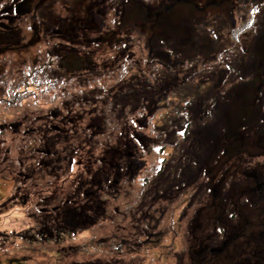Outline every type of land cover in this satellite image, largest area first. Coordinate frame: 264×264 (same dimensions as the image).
Wrapping results in <instances>:
<instances>
[{
  "label": "rangeland",
  "instance_id": "1",
  "mask_svg": "<svg viewBox=\"0 0 264 264\" xmlns=\"http://www.w3.org/2000/svg\"><path fill=\"white\" fill-rule=\"evenodd\" d=\"M191 1L193 0H173L171 2H174V4H171L169 3L170 1L167 0H153V2L149 3L154 6L156 14L158 13L159 15H153V20L150 25L147 24L144 15L145 18L141 17L144 18L143 24L145 25H134L135 19H133L132 22L124 26V29L128 30L126 33H131V37H129V40H131L129 43L130 49L127 51L134 52L137 56L136 58L141 56L142 60L146 62V69L150 76L154 79L158 78L155 82L153 79L149 82V87H151L150 92L158 95L157 106L150 107V110L147 111L150 117L145 118V121L143 118L141 124L138 123L140 125L137 127L138 131L143 137L140 138V133H138L135 138L137 139L135 143L133 139L134 133H130L127 130V127L131 125L130 122L133 123V120L122 124L128 109L123 110L117 107L116 104L114 105L115 108L105 104L103 105L104 108H100V106L97 105L94 107L96 116L86 118L84 108L86 98L76 95V86L82 87L85 84L88 88L91 87V89H87L89 94H91L96 90L95 87L91 86L96 80L98 87H101L102 83L109 86L116 72L121 73L125 71L123 68L127 67L128 62L115 57L117 51L121 48V40H117L118 42L116 44L106 43L100 45V47L104 46L103 49L105 51L110 52L108 54L109 56H112H102V60H97L96 64L103 62L98 68H113L112 71L106 74L103 73L100 78L97 76L89 78L88 75L85 74H95L92 72L93 64L91 61L86 62L80 59H72V62L68 63L69 59L65 57V49L59 48L56 51L54 47L55 42L58 43L61 39L53 36L48 30L43 34L41 30L38 32L34 31V29H30L34 24L33 20L39 22L42 20L41 17L35 19L27 14L18 17L15 27L16 37H21V39H23L22 43L28 42L33 39V37L37 36H39L40 40H38L39 42L37 43H33L31 46L22 44V48L14 47V43L11 48H6L3 46L2 42H0V90L2 92L0 96V132L3 134V137H7V139H4V142L0 143L3 147L1 150L3 151L2 154L3 156L5 155L12 164H15V166L20 159L23 160L24 166L28 164L36 166L41 163L43 155H47L46 151L49 150L50 145L56 144L52 139L41 136L39 130L41 126H43L39 124H44L48 118H52L50 119L51 124H57V122L63 121L67 124L66 130L71 132V135L68 137L60 135L59 142L65 141L66 143L64 145H69L71 143L73 145L82 143V145L80 149L75 147L73 153L71 151L72 157L70 161L72 165H70V169H67L65 172L68 176L66 180H64L63 175H61V177H54L57 173L62 172L58 162L53 166V169H51V171L53 170V176L44 173L35 176L37 178L42 177V179L39 178L40 182L37 188H30L29 190H27L23 184L24 180L15 178L11 173L7 174L8 172L5 173L0 170V248L3 244H6L11 250L9 253L10 257L8 255L7 258L2 257L0 264H11L12 262L15 264H72L66 259V256L73 259V263L80 264H83L84 261L88 259L99 260L101 264H191V256L193 252L196 251L194 247V233L192 234L194 231H192L193 228L191 224L198 215L197 209L199 205H204L205 203L204 193L206 189H202L201 186L205 187L204 183L206 181L213 182V180L219 179L218 173L214 179L211 178L213 173L207 176L205 175V177L201 176L202 170H199L198 167L202 165L205 168L206 164L211 161V158H208L206 164H204L203 162L205 160L203 161V157L217 150V147H212L215 140L217 146L224 143L218 139L219 135L217 134L221 132L219 127L223 124L219 125V123H223L222 119L215 118V116L213 119L209 117V106L207 103H212L210 107L212 112L228 109L225 112L227 119L229 115L232 114L233 109L237 115L246 113L242 111L241 103H244L243 100L245 98L248 99L251 97L249 89L245 96L242 95V88L240 87L248 79L244 72H239V75L242 77L239 79L243 81L239 83L238 92L230 91L231 88L227 87L225 90L228 94L225 97L226 99H218L215 106L214 100H211L209 96L213 93L216 96L218 94L222 97L223 93L219 91L222 82H217L216 80L221 78L220 81H223L222 79L227 77L224 74L216 76L217 71L221 72V69L215 67L216 70L213 72V75L200 76L199 80L191 82L190 95L188 96H192L191 94L193 92L194 95H196L199 90H202L199 92L196 99L188 103L182 102L183 93L180 92L177 82L178 79H176V76L180 72V68L177 66L176 59H174L171 64L169 61L167 63V60L164 59V55L161 54V52L164 51L161 46H172L182 41L188 47L185 48L183 46L185 49L193 51V53L188 54L185 59L199 58L201 55H207L202 45V38L200 37L201 31H196L193 37H187V32V34L182 36L183 30L177 29L176 27V21L181 20V17L185 19L183 22L186 23L187 19L190 17L187 11L191 12L190 9L198 7V4H193ZM256 1L255 4L259 3L258 0ZM8 2L9 0H0V14L6 12L7 9L3 7ZM91 2L92 0H61L63 5H67L65 13L78 3L87 5ZM209 5V13L203 15L200 20L209 23V26H211L213 30L212 40L220 43L223 42V45H225V41L227 40L234 41L235 44L233 45L235 46L238 60L234 61L231 68L237 70L238 68L240 70H248L250 68V71L253 72V66L251 65L249 67V61L243 57L244 53H248L244 45L247 33H242L245 35L243 39H241L242 34L239 38L230 35L228 25H222L225 11L222 7V3L217 0H210ZM262 6L264 7V4H260V7ZM165 9L173 12L171 14L165 13V15L162 12ZM71 14L72 13L69 14L70 18L67 15H63L60 21L59 12L57 10L51 11V14H49L45 20L47 27L49 29L61 28L66 24L72 23ZM236 14L239 16L238 24L242 26L244 19L241 18V14L238 11H236ZM118 15V10L109 11V13L106 14L108 24H112L111 17L116 19ZM142 18L139 22L142 21ZM162 18L166 20L160 24L159 20ZM86 25L88 30L84 31L82 34V41L86 42V46H88V43H90L92 39L99 38V35H106V32L103 30V24L99 22V20H95ZM188 26H190V24H188ZM82 29V26L77 24L71 29V32L74 33ZM187 31L191 32L189 29ZM206 37H209V35L207 34ZM183 38H185V40H183ZM241 40L243 44L236 45L241 42ZM39 43L41 45H39ZM37 47H42L45 51L34 52ZM20 49L23 51H19ZM91 49L94 51L93 48ZM173 54L176 55V52ZM135 55H133L132 58L135 57ZM179 59L182 60V57L180 56ZM218 63H220V61L213 58L211 61L208 59H200L198 62H193V65H197L191 67V70L194 71V75L195 73L200 74V69L203 67L209 73L211 72V70H209L211 64L217 66ZM34 65H37L35 70H33ZM132 66L131 62V67ZM77 68H80V71L78 73L73 72ZM44 70L45 74L41 72ZM22 73L23 76L27 73V78L30 79V82L24 89L21 82L26 76H24L22 80L17 81ZM135 75L136 78H139L138 73H135ZM163 76L170 78L166 82V80L161 79ZM53 77H58L60 80ZM205 77H208L209 80L213 79L214 83H208L205 81ZM249 77L251 78V76ZM130 78L132 79V76ZM184 80H187L186 77H184ZM118 81V77H115V85H117ZM173 82H176V85ZM131 84L130 87L136 86L134 83ZM63 87L66 90H64ZM136 87L138 90L139 87ZM61 92H65V95ZM118 92L121 96L119 102L124 101V99H128L126 102L131 100L129 104L136 110L139 104L138 101H140L138 97L142 96V91L138 90L126 93L125 88H122ZM234 94V99H231ZM89 97L90 99L87 105L96 104L99 98L97 92H95L94 95L91 94ZM80 99L85 102L79 104L78 101ZM263 101L264 96L261 98L260 102ZM219 104L221 107H219ZM80 105L82 108L78 109ZM232 105H234V107H232ZM260 106L256 108H260ZM83 110L84 117L77 120L75 114ZM204 110L207 112L205 115L202 114ZM259 112L256 119L249 123L252 124L253 129L260 125L258 121L261 112ZM131 117L134 118L133 116ZM73 119H75V122L71 124L70 121H73ZM26 122H35L39 126L36 130L31 129L27 141L25 143H18V148H15L10 142L15 144L16 141L20 142L21 139L15 140L12 134L14 135L16 127L17 130H19V127ZM88 123H91L90 127L94 132L100 134L97 136H95L96 134L93 136L87 134L88 132L91 133L86 129ZM4 124L10 127L12 126L13 129L10 128L11 131H9L8 127H3ZM260 126L262 127H259L258 130L261 131L263 125ZM107 129L108 132H106ZM111 130L113 131L111 132ZM249 132H252V128L249 129ZM81 133L87 139L82 138L77 141V137L80 138ZM88 140L92 141V144H98L99 149L103 147L101 143L105 141L114 143L117 148H122L126 154L132 155L133 158L137 160L134 172L124 173L123 171L122 174L118 172L117 175L121 174L119 182H112L110 184L109 182L111 179L108 180L106 177L108 173H106L105 165H102L99 161L94 163L95 159L90 160L91 152L89 151L88 143L90 142ZM38 147H41L42 151L32 152ZM251 149L254 152L264 153V150H261L262 148L255 150L256 146L254 145H251ZM108 151H110V156L114 154L112 148H109ZM83 157H85V160L84 163L81 164ZM65 158L66 157L62 156V162L65 161ZM253 158L254 156H252V159ZM87 159H89L90 162L87 161ZM263 159L264 156H260L256 161L259 164ZM197 161L199 162L197 168L193 170ZM87 163L89 164L87 165ZM251 163L252 164L244 169L245 173H249L256 168L253 160ZM218 166L219 164L215 165L214 169ZM184 167L192 170L195 174L194 179L191 180V188L194 194L184 196L185 198L182 197L181 200L177 197L178 195H175L177 200H173V195L169 193L173 182H170V179L167 178L166 170H173V173L170 174L173 178L176 176L175 174L182 176L180 171L183 172ZM120 171H122V169ZM232 175L230 179L235 180L234 176H236V174L234 173ZM242 176L243 174H240L239 177L242 179ZM155 181L158 182V184L155 183ZM231 184L236 185L237 183L231 182ZM167 186L169 190L167 189L166 191L163 188ZM62 189L71 192L69 201H71L73 196L75 198L70 202L72 206L67 208L66 211H63L64 216L60 221H52L50 217L54 214L55 209L53 208L59 206L60 203L59 201L57 202V198H55L54 195H62L58 194ZM189 189L190 188L185 189L183 185L181 192ZM38 194L42 197H40V201L35 197ZM250 194L253 196L251 191L247 193L246 196H250ZM17 195H21V201H18V203L9 200L10 196L14 197ZM23 195L26 196L24 201H22L23 199L21 198ZM84 195H91L96 199L93 201L95 212H97L96 220L88 218L86 214L82 215L84 211L82 212L81 210L77 213H73L74 209H76V205L79 208L83 207V205L89 207L88 203L84 204V202H82ZM41 199L44 201H41ZM25 201H29V204L26 206ZM130 203L133 205H129ZM33 204H36L34 208H32ZM126 205L132 206L136 214L140 216L139 223L134 227H141V231L137 236L131 233L129 236L125 237L126 239L123 242L124 247H127L125 251L123 248L118 250L119 247L117 245H119L121 241L117 243L114 239L115 235L119 234V227H121V225H115V223L121 222L120 219H122V217L116 214L114 209L111 208L115 217L111 222L106 218L105 213L107 208H117L118 206H123L122 212H128L131 208H128ZM40 207L44 208L40 209ZM46 209H48V211H46L47 213L41 214V211ZM46 214H48L49 221L47 222L46 218L43 219L44 221H40V215L44 216ZM71 214L72 217H69ZM143 216H145L146 219ZM128 229L127 231L129 232ZM6 239L9 240L4 242ZM165 239H170L168 245L172 247L177 244V246L172 249L173 255L166 247ZM172 239L174 240L171 241ZM109 242H111V244L108 245ZM113 243L116 245V250L111 248ZM218 244H221V241H219ZM2 249H6L5 245L2 246ZM245 249L244 244L231 248L226 247L224 249L225 252L222 251L223 256H227L223 264H228V256L231 252L237 253L241 250L242 253ZM156 256L163 259V261L158 262L155 258ZM185 256L186 258H184ZM12 258H17V262L12 260ZM221 262L223 261H218V263Z\"/></svg>",
  "mask_w": 264,
  "mask_h": 264
},
{
  "label": "trees",
  "instance_id": "2",
  "mask_svg": "<svg viewBox=\"0 0 264 264\" xmlns=\"http://www.w3.org/2000/svg\"><path fill=\"white\" fill-rule=\"evenodd\" d=\"M209 1L210 0H193V1H191L193 4H198V7L190 9L191 12L187 11L188 15L190 17L187 19L186 23L183 22V20H185V19H182V17H181L182 21L181 20L176 21L177 22V26H176L177 29L183 30L182 36H184L185 34L188 33L187 37H193V34L196 31H201L200 37L202 38V45H203V48H205V52L207 53V55H201V56H199V58L185 59L188 56V54H192L193 51L185 49L188 47L182 41H180L181 43H177V44L175 43L172 46H169V45L168 46L167 45L161 46V47H163V50H164L163 52H161V54L164 55V59L167 60V63L169 61L171 64L174 61V59L177 60V66L180 68V72L176 76V79H178L177 82H178L179 90L181 93H183L182 102L188 103V102L194 101L196 99L199 92H201L202 90L201 91L199 90L196 93V95H194V92H193L195 90L194 89L192 91L193 93L191 94L192 96H188V95H190L189 93H190V88H191V82L199 80L200 76L213 75V72L216 70L215 67H219V69H221V72L217 71L216 76H218V75L221 76L222 74L227 76L225 79H222L223 81H220L221 78H218L216 80L217 82H222L221 87L219 88V91L223 93L222 97H220L218 94L216 96L213 93L211 96H209L211 98V100H214L215 106L217 104L218 99H220V98H222V100L226 99L225 97L228 94H227V91H225V90L227 87L231 88L230 91L231 90L233 92L237 91V89L239 88V83L241 81H243V80L239 79V78H242L239 75V72H244L247 75V79H248L240 87V88H242V95L245 96V94L250 90L251 97L248 99L245 98L243 100L244 103H241L242 104L241 109L243 112H246V113H242L240 115H237L233 109L232 114L229 115V117L227 119H226V113L225 112L228 109L224 110V111H218L217 110L215 112H212V110L210 108L212 106V103H207L209 106V112H208L209 117L211 119H213V117L215 116V118L222 119L223 123H221V122L219 123V125L223 124L221 127H219V130H221V132L220 133L218 132L217 134L219 135L218 139L224 143L221 145L219 144L217 146V142L215 140L214 145L212 147H214V148L217 147V150L215 152L210 153L208 156L203 157L204 158L203 161L205 160L203 162L204 164H206L208 158H211L212 162L211 161L208 162L206 164L205 168L202 165H199V167H198L199 170H202L201 176H203V177H205V175L207 176V175L213 173L211 175V178L214 179V178H216L217 173L219 175V179L213 180V182L212 181L211 182L206 181L204 183L205 187L201 186L202 189H204V190L206 189V192L204 193V198H205L204 202L205 203H204V205H199V206H206L207 204H209V205L213 204V202H211V201L209 202L206 200V198L207 199L213 198V193H209L212 188L213 189L221 188L223 190L221 200L222 201L224 200L227 202L250 201L249 199L264 198V196L261 197L259 193L253 194V196H252V194H250V196H246V194H247L246 192L251 190V189H249V187H252L253 184H252L251 178L246 177L247 172L246 173L244 172V169L247 168L248 165L252 164L251 163L252 160L258 165L259 169H260V167L264 168V159L259 164L256 161V159H258L260 156H264V155H261L264 153L254 152L251 149V145H254V146H256L255 150H258L259 148H262L261 150H264V101L260 102L261 98L264 96V7L263 6L260 7V4L263 5L264 0H258L259 3H256V4H255V2H257L256 0H217L218 2L222 3L223 9H225L224 15H223V20H222V25L223 26H225L224 24L228 25V29L230 30V35L236 36L237 38H239L243 32L247 33V38L244 41V45L246 46L245 48H246V51L248 53L247 54L244 53L243 57L249 61V67L251 65L253 66V72L250 71L249 67H248L249 68L248 70H246V69L240 70L239 68L237 70V69L231 68L234 61L238 60V58L236 57L235 46L233 45V44H235L234 41H228L227 40V41H225L226 42L225 45H223V42L220 43L218 41L212 40L213 39V37H212V35H213L212 31L213 30H212L211 26H209V23L204 22L203 20H200V18L203 15L209 13V9H210ZM228 6H230V7H228ZM3 8H5V7H3ZM93 9H94V13L92 14L93 17H95L96 19L103 17V14L101 12L97 11L98 8L95 7ZM211 11H212V9H211ZM236 11H238L241 14V18L244 19V23L242 26H239L240 24H238V22H239L238 17L239 16H237ZM128 12H130V11H128ZM136 14H138V13H135V15ZM143 14L146 17L147 24L150 25L152 20H153L150 13L146 14V10L144 9ZM144 15H142V17H144ZM139 17L142 18L141 15L137 16V18H139ZM144 18H142V21H141L142 23L141 22H138V23L134 22V25H142V26L145 25V24H143ZM130 22L131 21H129V23ZM188 24H190V26H188ZM81 25H82L83 29L77 30V32L73 33L76 35L78 34L77 37H73L74 41H68V39H67L66 42L65 41H60L58 43L55 42L54 47L56 48V51L59 48L65 49V51H64L66 54L65 57H66V59L67 58L69 59L68 63H71L72 59H80L81 61H86V62L91 61L93 64L92 72H94L95 74L90 73V74H85V75H88L89 78L92 76H97L98 78H100L103 75V73L106 74V73L112 71V69H113V68L112 69H105L104 67H101V69L98 68V66H101L103 64V62H101L100 64H96V61L100 60L102 56H105V55L109 56L108 54L110 52L105 51L103 49L104 46L100 47L101 44H106L107 42H105L103 38L102 39L100 38L99 40H96V41L97 42L101 41V42L96 43L92 40L90 43H88V46L85 45L86 42H84V41H83L84 44L83 43H75L78 38L82 37V34L84 33V31L88 30L87 26H85L84 23H82ZM110 27H112V26H110ZM110 27L107 26V27H105L104 30L109 31ZM123 29H124V27H123ZM188 29L191 32H188L187 31ZM126 31H128V30H126ZM112 32L114 33L113 36L120 34L119 31H117V33L114 31H112ZM121 33H124L122 31V29H121ZM207 34L209 35V37H206ZM99 36H101V35H99ZM244 36L245 35L242 34L241 39H243ZM129 37H131V33L127 32L126 37L120 43L121 48L117 51V54L115 56V57H118L122 61L128 62L127 67L123 68L125 71H123L121 73L116 72L113 79H112V83L109 86H106L104 83H102L101 87H98L97 86V80L93 84H91L92 87L96 88L95 92H97V96L99 97L97 100V103L93 104V105H89V104L87 105V103L90 99L89 96H91V94L94 95L95 92L92 90L93 93L89 94L87 89H91V87L88 88L85 84L82 87L76 86V89H77L76 95L78 97L83 96L86 98V102L84 100H81V99L78 101L79 104L85 102L84 108H85V117L86 118L87 117L92 118V116H96L94 113V110H95L94 107H96L97 105H99L100 108H104L103 107L104 104L107 106H111V107H114V105L116 104L117 107L122 108L123 110L128 109L127 115L125 116V120L122 121V124H125L126 122H130V120H133V123L130 122L131 125H129L127 127V130L130 133L131 132L134 133L135 137L133 136V139L135 140L134 141V143H135L137 141V139H135V138L137 137V134L140 133L137 130L138 125L141 124V121L143 120V118L145 121L146 120L145 118L150 117V116H148V113H147V111L150 110V107L157 106V102H158L157 96L158 95L150 92L151 87H149V82L151 81V79H153V81L155 82L156 79H158V78L154 79V78H152V76H150L149 72H147V69H146V62H144L142 60L141 56L136 58L137 56L135 55L134 52L132 53L131 51H127L128 49H130L129 43L131 40H129ZM183 40H185V38H183ZM185 42L188 43L187 41H185ZM242 44H243V41L241 40V42L237 43L236 45H242ZM39 45H41V44L39 43ZM122 45H124V46H122ZM91 48H93L94 51H92ZM107 48H109V47H107ZM101 49H103V50H101ZM19 51H23V50L20 49ZM36 51L44 52L42 47H37L34 52H36ZM111 51L113 52L112 49H111ZM175 52H176V55L173 54ZM96 53H97V55H96ZM133 55H135V57L132 58ZM111 56H109V57H111ZM180 56L182 57V60L179 59ZM209 57H211V58H209ZM212 58L220 61V63H218L217 66L211 64V67L209 69V70H211V72H209V73L207 70H205L202 67V69H200L201 73L200 74L195 73V75H196L195 76L194 71L191 70V67L196 66L197 64L193 65V62H198V61H200V59H208L211 61ZM27 61H30V60H27ZM131 62L133 65L132 67H131ZM36 66L37 65H34V67H36ZM121 67H122V63H121ZM79 69L80 68H77L73 72L78 73L80 71ZM130 70H132V71H130ZM42 73L45 74V70ZM135 73L139 74V78H136ZM118 74H119V76H118ZM132 74H134V75H132ZM24 76H26V77H24ZM24 76L22 73V74H20V77L17 79V81H20L24 77V79L21 82L23 89L26 88L27 87L26 85L30 82V79L27 78V76H28L27 73ZM131 76H132V79L130 78ZM249 76H251V78ZM115 77H118V79H119V81L117 83L118 86L115 85V83H114ZM184 77H186L187 80H184ZM53 78L60 80L58 77H53ZM169 78L170 77H167V78L164 76L161 77V79L166 80V82ZM205 78H206L205 81H207L208 83H214L213 79L209 80L208 77H205ZM131 83H134L136 86L139 87L138 90L142 91V96L138 97L140 101H138L139 104L137 105L136 110L134 109V107L131 104H129V103H131V100H129V102H126V100H128V99H124V101L119 102V98L121 99V96L119 95L118 91L120 89L125 88L126 93L138 91L136 86L130 87L132 85ZM173 83L176 85V82H173ZM95 88H93V89H95ZM63 89L66 90L64 87H63ZM1 93L2 92L0 90V96H1ZM61 93L65 95V92H61ZM84 95H86V96H84ZM234 96H235V94L232 95L231 99H234ZM205 97H207V96H205ZM257 106H260V108H256ZM219 107H221L220 104H219ZM232 107H234V105H232ZM79 108H82L81 105L78 107V109ZM71 111H73V110H71ZM99 111H98V113H99ZM259 111L261 112V116H260L258 122L260 123V125H263V128L261 131L258 130V128L262 127V126L258 125L255 129H253L252 124H249L251 121L256 119ZM83 112H84V110L81 112H77L75 114V118H77V120H80L81 118H83L84 117ZM79 113H80V115H79ZM142 114H144V115H142ZM202 114L203 115L207 114L206 110H204ZM131 116H133L134 118H132ZM70 122L72 124V122H75V119H73V121H70ZM90 124L91 123H88V127L86 129L89 130L91 133L88 132L87 134H89L91 136H93L95 134H96L95 136L99 135L100 133L94 132L92 130V128L90 127ZM39 125H43L39 129L41 132V136L47 137L48 139L49 138L52 139L53 142L56 144L50 145L49 150L46 151L47 155H43V160L38 165L35 166V165L28 164V165L24 166L23 160L20 159V161L15 166V164H12L11 161L8 160V158H6L5 155L3 156V154H2L3 151H1L3 149V147H2V145H0V170H2L5 173L8 172L7 174L11 173V175L15 178L24 180L23 184L25 185L27 190H29L30 188H37V186L39 185V182H40L39 178L42 179V177L37 178L35 176H39L41 173H44V174L49 175V176H53V172H52L53 170L51 171V169H53V166L57 162L59 163L60 170H62V172L57 173L54 177H61V175H63L64 180L68 179V176L66 175L65 172L67 169H70V165H72L71 161H70V159L72 157V153L75 150V147L80 149L81 145H82V143L79 145H73L72 143L69 145H64L66 143L65 141L59 142V140H60L59 136L60 135L63 137H68L71 135V132L66 130L67 124H65L63 121H59V122H57V124H51L50 121H45L44 124H39ZM39 125L36 124L35 122H26L19 127V130H17V127H16V131H15L14 135L12 134V136L15 138V140L20 138L21 141L20 142L16 141L15 144H12L13 142L9 141L10 144L13 145L15 148H18L17 144L18 143H25L27 141V138L30 136L29 131L31 129L36 130ZM3 127H8L9 131H11V129H13L12 126L10 127L6 124H4ZM251 128H252V132H249V129H251ZM112 131L113 130H111V132ZM106 132H108V129L106 130ZM111 132H110V134H111ZM139 137L140 138L143 137L141 135V133L139 134ZM82 138L87 139L81 133L80 138L77 137V141L81 140ZM4 139H7V137H5V136L3 137V134L0 132V143L4 142L5 141ZM88 141L90 142V143H88L89 151L91 152L90 160L95 159L94 163L99 161V163H101L102 165H105L106 171H107L106 173H108L106 177L108 180L111 179V181L109 182L110 184L112 182H114V183L119 182V178H120L121 174L123 173V171H124V173H131V171L134 172V168H135V164H137V160L134 159L132 155H130L128 153L126 154L125 151L122 150V148L121 149L117 148L114 143L105 141L104 143H101V144H103V147L101 149H99L98 144H94V143L92 144V141H90V140H88ZM109 148H112V150L114 151V154L111 156H110V151H108ZM39 150L42 151V148L41 147L35 148L32 152H37ZM71 151H72V153H71ZM62 156L66 157L64 162H62ZM252 156H254L253 159H252ZM84 160H85V157H83V161H81V164L84 163ZM87 161H89V159H87ZM198 163L199 162L197 161L195 166L193 167V170L197 168ZM88 164L89 163H87V165ZM218 164H219V166L216 169H214V166L218 165ZM260 164H261V166H260ZM85 167H86V163H85ZM121 169H122V171H120ZM82 170H83V168H82ZM117 170H119V171H117ZM166 171H167L166 172L167 178H169L170 182H173V183L171 184L172 188L170 190L168 189V186L163 188V189L166 191H167V189L169 190V193H171L173 195L172 196L173 200H177V198H175V195H178L177 197L181 200L182 197H184V196H190V195L194 194L192 192L193 190L191 188V182H192L191 180L194 179L195 174L192 170L184 167L183 172L180 171L182 176H180L179 174H175L176 176L173 178L170 175L173 173L172 172L173 170H171V171L166 170ZM118 172H120L121 174L117 175ZM234 173L236 174V176H234L235 180H232V179H230V177L233 176L232 174H234ZM240 174H243L242 179L239 177ZM231 182L232 183L235 182L237 184L233 185V184H231ZM155 183L158 184V182H156V181H155ZM183 185L185 186V189L186 188H190V189L183 191L184 193L181 192ZM244 189H246V191ZM243 190L245 192L242 193ZM58 194H62V195H57V194L54 195V197L57 198V202L59 201L60 203H59V206H56L53 208L56 211L54 210V214L52 215V217H50V220H52V221H60V219L64 216L63 211H66L67 208H70L72 206V204L70 202H72L75 198L73 196V198H71V201H69L70 200L69 197H70L71 192L68 190H64V189H62L61 192H58ZM24 195H26V194H24ZM24 195L21 197L23 199L22 201H24L26 198V196H24ZM17 196H14V197L10 196L9 200H12L14 202L16 201L18 203V201H21V199H20L21 195H19L18 197ZM62 196H64L65 198ZM35 197L37 199H39V201H40L41 195L39 196V194H38ZM95 200L96 199L91 195H84L82 202H84V204L88 203L89 207L83 205V207L79 208L76 205V209H74L73 213L74 212L77 213L78 211L81 210L82 212L84 211L82 213V215L86 214L88 218L96 220V218H97L96 213L97 212H95V205L93 203V201H95ZM196 200H197V198H196ZM29 201H25V206L29 204ZM41 201H44V200L41 199ZM123 201H124V199H123ZM217 201H219V198H217ZM35 205L36 204H33L32 208H34ZM66 205H68V206H66ZM129 205H133V204L130 203ZM112 206H113V202H112ZM104 207L106 209L105 205H104ZM127 207L131 208L133 210L129 209L128 212H122L123 206H118L117 208H113V207L107 208L106 213H105L106 218H108L111 222L115 218L114 213L111 210V208L114 209V212L116 214H119V216L122 217V219H120L121 222L115 223V225H121V227H119V234L115 235L114 239L117 243L121 241V243L119 245H117L119 247L118 250H120V248H123V250H125V251L127 250V247H124V243H123L124 240L126 239L125 237L129 236L131 233H133L137 236V234L141 231V227H139V228L134 227L135 225H137L139 223L140 216L136 214V211L132 206H127ZM41 208H44V207H40V209ZM46 211H48V209L41 211L42 212L41 214L45 213ZM199 211H200V213H202V215H205L204 219H216L222 214L221 211H219L216 214L215 213L207 214L206 213L207 211L204 212L203 209L199 210ZM130 216H132V217H130ZM69 217H72V214ZM143 217L146 219L145 216H143ZM44 218L47 219V222L49 221L48 220L49 219L48 214H46L44 216L40 215V221H44L43 220ZM79 219H81V218H79ZM82 221H84V220H82ZM47 222H45V223H47ZM127 229L129 230L130 233L127 231ZM20 233H23V232H20ZM8 240L9 239H6V240H4V242H7ZM109 244H111V242H109L108 245ZM3 245H6V244H3ZM102 247H105V246H102ZM111 248L116 250V245L113 243V246H111ZM66 259H68L69 262L72 264H80V263H73L74 260L71 258H68V256H66ZM83 264H101V262L99 260L88 259L87 261H84ZM102 264H105V263H102Z\"/></svg>",
  "mask_w": 264,
  "mask_h": 264
},
{
  "label": "flooded vegetation",
  "instance_id": "3",
  "mask_svg": "<svg viewBox=\"0 0 264 264\" xmlns=\"http://www.w3.org/2000/svg\"><path fill=\"white\" fill-rule=\"evenodd\" d=\"M167 1L174 4V2H171L173 0ZM149 2H153V0H92V2L87 5L78 3L65 13L67 5H63L61 0H9L4 6L5 9H7L6 12L0 14V42H2L6 48H11L13 43L14 47L22 48L23 45L31 46L33 43L39 42V36L33 37L30 41L24 43H22L23 39H21V37H16V21L19 16L27 14L35 19L39 17L42 19L39 22L33 20L34 24L31 26V30L34 29V31L38 32L41 30L43 34L48 30L53 36L61 39V41H66L67 39L68 41H74L73 37H77L78 34H73L71 29L77 24L82 26L81 24L84 23L85 26H87L86 24L99 20V22L103 24V30L107 26L112 27H110L109 31L104 30L106 32L105 36H99V38L92 40L99 43L101 41L97 42L96 40L103 38L108 44H116L118 42L117 40L123 41L126 37V29H123V27L126 26L129 21L132 22L133 19H135V23H138L141 18H137V16L144 15V9L146 10V14L150 13L152 19L153 15H159L158 13L156 14L154 6ZM95 7L98 8L97 11L103 14L102 18L96 19L92 16L94 13L93 8ZM54 10L59 12L60 21L63 15L69 17V14L72 13L71 18L73 22L61 28L49 29L45 20L46 17L51 14V11ZM113 10H118L119 15L116 17L117 20L111 17L112 24H108L106 14ZM165 10L162 11L163 14H171L173 12L168 9ZM135 13L138 14L135 15ZM164 20L166 19H160L159 23H163ZM121 29L124 33H121ZM112 31L116 33L119 31L120 34L113 36L114 33ZM82 40L83 37H80L75 43H84ZM33 70H35V67ZM50 119L52 118H48L46 121H50ZM255 165L256 168L246 173V177L252 180L253 185L249 187V189H251L250 191H252L253 194L259 193L260 196L263 197L264 168L260 167L259 169L256 163ZM244 190L246 191V189ZM244 190L242 193L245 192ZM222 191L221 188H212L209 193H213V198H206V200L213 202V204L199 206L197 209L199 214L191 224L193 228L192 231H194L192 234L194 233V247L196 250V253L193 252L194 256H191V264H223L227 256L224 257L222 251L225 252L224 249L226 247L231 248L241 244H244L246 249L243 250L242 253L241 250L237 253L231 252L228 256V264H264V198L250 199V201L227 202L221 200ZM217 198H219V201H217ZM202 209L204 212L207 211V214H216L219 211H221L222 214L220 216L218 215L219 217L216 219H204L205 215H202L199 211ZM179 235L184 238L181 234ZM178 240L180 239L178 238ZM219 241H221V244H218ZM2 246L0 248V261L2 257L7 258V255L10 257L9 253L11 252L7 245H5L6 249H2ZM184 258H186V256ZM12 260L17 262V258H12ZM220 260L223 262L218 263ZM11 264L15 263L12 262Z\"/></svg>",
  "mask_w": 264,
  "mask_h": 264
},
{
  "label": "bare ground",
  "instance_id": "4",
  "mask_svg": "<svg viewBox=\"0 0 264 264\" xmlns=\"http://www.w3.org/2000/svg\"><path fill=\"white\" fill-rule=\"evenodd\" d=\"M138 130V129H137ZM166 240V241H165ZM164 241L166 242V247L169 249V252L172 254V249L175 247V246H177V244H175V246H170V245H168V242L170 241V239H165ZM163 241V242H164ZM171 241H173V239L171 240ZM173 255V254H172ZM154 257V256H153ZM157 260H158V262H162L163 261V259H161V258H159V257H155ZM155 258H154V260H155ZM153 259V258H152Z\"/></svg>",
  "mask_w": 264,
  "mask_h": 264
}]
</instances>
